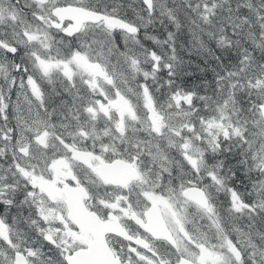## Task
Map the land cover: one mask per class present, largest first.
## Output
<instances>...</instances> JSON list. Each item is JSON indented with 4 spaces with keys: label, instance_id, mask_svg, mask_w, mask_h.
Wrapping results in <instances>:
<instances>
[{
    "label": "snow or ice",
    "instance_id": "snow-or-ice-1",
    "mask_svg": "<svg viewBox=\"0 0 264 264\" xmlns=\"http://www.w3.org/2000/svg\"><path fill=\"white\" fill-rule=\"evenodd\" d=\"M0 264H264V0H0Z\"/></svg>",
    "mask_w": 264,
    "mask_h": 264
},
{
    "label": "trees",
    "instance_id": "trees-1",
    "mask_svg": "<svg viewBox=\"0 0 264 264\" xmlns=\"http://www.w3.org/2000/svg\"><path fill=\"white\" fill-rule=\"evenodd\" d=\"M209 78H211V77L209 76Z\"/></svg>",
    "mask_w": 264,
    "mask_h": 264
}]
</instances>
